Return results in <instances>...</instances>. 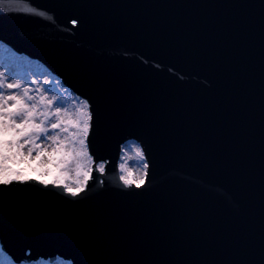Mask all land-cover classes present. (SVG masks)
Listing matches in <instances>:
<instances>
[{"label": "water", "instance_id": "1", "mask_svg": "<svg viewBox=\"0 0 264 264\" xmlns=\"http://www.w3.org/2000/svg\"><path fill=\"white\" fill-rule=\"evenodd\" d=\"M0 40L89 101L107 162L76 197L0 185L14 259L264 264V0H0ZM129 141L140 188L119 180Z\"/></svg>", "mask_w": 264, "mask_h": 264}, {"label": "snow or ice", "instance_id": "2", "mask_svg": "<svg viewBox=\"0 0 264 264\" xmlns=\"http://www.w3.org/2000/svg\"><path fill=\"white\" fill-rule=\"evenodd\" d=\"M69 23L75 26L77 21ZM67 116L69 113L57 103V97L50 99L40 88L9 82L0 72V185L35 179L45 186L62 187L76 197L86 191L93 170L98 173V180L106 173L107 162L94 159L88 151V136L92 131V111L88 102L80 103L72 117L66 120ZM135 155L145 161L141 165L143 174L138 180L132 179V169L126 162L120 163L123 174L119 180L127 187L140 188L146 182L148 164L140 148L135 149ZM123 159L127 161L128 157L125 155ZM19 165L25 168L20 169ZM72 171L77 177L74 186L66 182ZM56 173L59 175L52 179ZM0 264H19L2 243Z\"/></svg>", "mask_w": 264, "mask_h": 264}, {"label": "rangeland", "instance_id": "3", "mask_svg": "<svg viewBox=\"0 0 264 264\" xmlns=\"http://www.w3.org/2000/svg\"><path fill=\"white\" fill-rule=\"evenodd\" d=\"M0 72L5 74V78L9 82H20L25 85L31 83V81H36L33 86V89L40 88L43 90V94L48 96L50 99L54 96L57 97V103L63 105L69 116L65 117V119H69L75 112L76 107L79 106L80 103L83 102L82 99L78 98L74 93L66 89L62 83L53 76L48 70H46L42 65L35 63L29 60L26 57L18 56L8 47L0 44ZM45 80L50 81V83H44ZM35 94V93H34ZM140 148V146L135 142H130L124 147V153L122 156V161L120 163H127L128 168L132 169L133 176L132 179H139V177L143 174V169L141 165L145 161H141L135 155V149ZM141 149V148H140ZM127 156L128 159L125 161L123 159L124 156ZM22 169L25 168L24 165H19ZM17 167V166H14ZM31 174V173H29ZM58 173H56L55 176ZM123 173H121L122 175ZM47 178V177H46ZM77 179L75 175V171L70 173V179L66 182L70 185L74 186V181ZM79 179H83L80 177ZM6 259V257H5ZM48 262L39 261L38 263L33 264H45ZM54 264H71L70 262L64 260H57Z\"/></svg>", "mask_w": 264, "mask_h": 264}]
</instances>
